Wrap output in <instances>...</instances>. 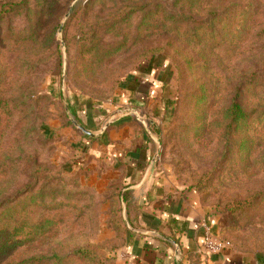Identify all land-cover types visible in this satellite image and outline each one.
<instances>
[{"label":"rangeland","instance_id":"obj_1","mask_svg":"<svg viewBox=\"0 0 264 264\" xmlns=\"http://www.w3.org/2000/svg\"><path fill=\"white\" fill-rule=\"evenodd\" d=\"M0 9V242L22 240L0 264H126L152 178L195 193L224 250L263 264L264 0Z\"/></svg>","mask_w":264,"mask_h":264},{"label":"crops","instance_id":"obj_2","mask_svg":"<svg viewBox=\"0 0 264 264\" xmlns=\"http://www.w3.org/2000/svg\"><path fill=\"white\" fill-rule=\"evenodd\" d=\"M155 69L138 77V86L131 90L136 94L138 104H143L141 100L149 102L157 94L158 87L151 82ZM142 148L140 143L132 153V159L138 160ZM160 182L157 178L144 180L145 186L158 187V192L143 205L142 216L138 218L141 229L132 234L127 245L126 264H243L240 259L232 258L227 250L206 249L205 232L208 226L212 228L215 218L202 206L195 193L178 192L169 196L166 186Z\"/></svg>","mask_w":264,"mask_h":264},{"label":"trees","instance_id":"obj_3","mask_svg":"<svg viewBox=\"0 0 264 264\" xmlns=\"http://www.w3.org/2000/svg\"><path fill=\"white\" fill-rule=\"evenodd\" d=\"M2 9H0L1 12ZM98 41H94V45H96ZM151 70L148 71V73H151L153 71V67L150 68ZM139 175H137L136 179L133 180V182H136V180H139ZM17 232V228L14 227L13 230L10 232ZM22 240H20L15 234L8 236L7 238H5V240H2L0 242V255H2V253L6 252V253H12L13 251L16 250V248L18 246H20ZM10 253V254H11ZM264 264V260L261 261Z\"/></svg>","mask_w":264,"mask_h":264},{"label":"built area","instance_id":"obj_4","mask_svg":"<svg viewBox=\"0 0 264 264\" xmlns=\"http://www.w3.org/2000/svg\"><path fill=\"white\" fill-rule=\"evenodd\" d=\"M227 244L224 243L222 240L217 239L212 235L210 231V227L208 226L205 232V247L209 251L220 252L225 249Z\"/></svg>","mask_w":264,"mask_h":264},{"label":"water","instance_id":"obj_5","mask_svg":"<svg viewBox=\"0 0 264 264\" xmlns=\"http://www.w3.org/2000/svg\"><path fill=\"white\" fill-rule=\"evenodd\" d=\"M68 15H69V13H68ZM67 15V16H68ZM62 30V25L60 26V31ZM109 125V123H107L103 128L105 129L106 128V126H108ZM81 128H82V130H84V131H86L88 134H93V132L92 131H90V130H88V129H86L84 126H80ZM154 161V160H153ZM153 161L151 162V165L153 164ZM179 249V247H178V245H177V250Z\"/></svg>","mask_w":264,"mask_h":264}]
</instances>
